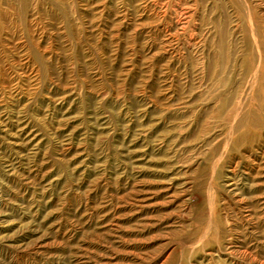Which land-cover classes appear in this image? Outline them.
Here are the masks:
<instances>
[{
	"label": "rangeland",
	"instance_id": "374dc122",
	"mask_svg": "<svg viewBox=\"0 0 264 264\" xmlns=\"http://www.w3.org/2000/svg\"><path fill=\"white\" fill-rule=\"evenodd\" d=\"M149 1L0 0V115L20 91L43 139H0V264L264 261V0H197L185 35Z\"/></svg>",
	"mask_w": 264,
	"mask_h": 264
},
{
	"label": "bare ground",
	"instance_id": "6f19581e",
	"mask_svg": "<svg viewBox=\"0 0 264 264\" xmlns=\"http://www.w3.org/2000/svg\"><path fill=\"white\" fill-rule=\"evenodd\" d=\"M156 1H158V0H154V1L150 0L148 2L149 5L145 4L141 10L137 9L138 12L143 13L147 9L153 8L155 6L154 3ZM162 1L164 2V5L166 6V8L170 7V5H173L172 12H175L177 17H178L177 21H176L175 30L180 35H185L187 28L191 26V21L193 20V17L196 14V7L198 6V1L197 0H185L183 5L179 1H175L174 3H171L168 0H162ZM196 34H198V33H197V29L195 28V29H193V34H192V36H191V38L189 40V45L194 46V47L195 46L196 47L199 46L200 43L203 41V38L205 40L207 38H209L212 35V32H211V30H208V29L205 30L203 35H201L200 39L197 38ZM35 57L37 58L36 59L37 61H39L41 59V56L38 57L37 55H35ZM29 64H30V62L28 60H26V65L29 66ZM257 66H258V64H257ZM211 71H212V69H211ZM37 73L38 72L36 70H34V69L32 70L31 69V74L32 75H31V77L30 76L26 77V79H27V80L25 79L26 82L30 83L32 81V82L35 83L36 82ZM20 96L22 97L21 92L20 91L16 92L14 94V96H13V102L14 103L11 104V106H10V112L6 116L0 115V139L5 141L6 144H8L10 146V148L13 149L19 155L20 160L22 162H27L30 159H39V157L37 156V153L39 151V148H41V146L43 145V139L41 138L38 129L36 128V126L33 123V121H34L33 119L35 117L37 118V116L36 115H31V118H29L27 116L28 115L27 112H26L27 109H26V107L23 106V103L20 100ZM48 99H49V101L51 103L50 98H48ZM243 99H244L243 97L240 98L238 103L235 105L234 115L236 116V118H237V115L239 116V114H241L243 112L244 107L246 105V104H244V102H243L244 100ZM23 102H24V99H23ZM50 120L52 122L54 121V118H53L52 115L50 116ZM56 122H58L57 121V117H56ZM59 122H58V125H60ZM252 122H253V124H255V121H252ZM65 126L63 128H61L59 126L58 128H56V130H59L60 133L67 132L66 127L68 125L66 127ZM231 130H232V128H231ZM135 140L136 139L127 140L128 146H126V151H129V150L133 149L132 148L133 145L131 144V142H133ZM136 142H134V143H136ZM134 152L135 151H132V152L130 151V154L134 153ZM260 153H261V158H260V160L258 162H256L257 163V169H258V173L257 174H258V176H262L263 179H259L258 180V177L251 176V181H250L249 179H247L248 176L250 177V173H246V174L243 173V176L241 175V178H240V177H236V175H235L236 173L234 171L230 170L229 173H227V174H225L223 176V180L224 181H223V185L222 186H223V188H225L224 190H225V192L227 194L233 195V196H236V197H240V198L243 197V195L247 194L245 189H246V185L249 184L248 181L251 182L250 183V186H251L250 188H252L254 186V184H256V182H258L257 184H261V186H262V184L264 182L263 181L264 180V148L261 149ZM127 157L128 156H126V158ZM128 159L130 160L129 157H128ZM12 166H14V165L8 163L7 169L9 171H12V169H13ZM46 166H47V163L45 161H43V159H42L41 163L37 165L38 170L34 169V173H37V175H38V172H40L41 169L46 167ZM30 171L33 172L32 170H30ZM244 176H246V177H244ZM43 177H45V176H43ZM262 194H264V192ZM260 201H261L262 206H264V196H262V199ZM263 218H264V215L261 218L262 222L264 220ZM262 241L263 242H261V243L263 244L264 243V235H262ZM246 253H247V250L245 252H243L242 254H246ZM245 257H246V255H244V258ZM258 264H264V261L261 262V263L259 262Z\"/></svg>",
	"mask_w": 264,
	"mask_h": 264
}]
</instances>
